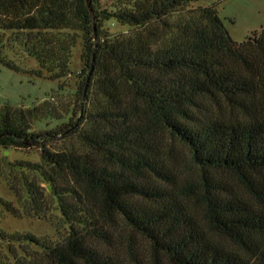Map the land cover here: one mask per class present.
I'll return each instance as SVG.
<instances>
[{
  "label": "trees",
  "instance_id": "1",
  "mask_svg": "<svg viewBox=\"0 0 264 264\" xmlns=\"http://www.w3.org/2000/svg\"><path fill=\"white\" fill-rule=\"evenodd\" d=\"M193 1L0 0L1 64L59 80L80 47L74 106H0V147L39 155L0 204L67 225L0 233V264H264V29L235 41Z\"/></svg>",
  "mask_w": 264,
  "mask_h": 264
},
{
  "label": "rangeland",
  "instance_id": "2",
  "mask_svg": "<svg viewBox=\"0 0 264 264\" xmlns=\"http://www.w3.org/2000/svg\"><path fill=\"white\" fill-rule=\"evenodd\" d=\"M108 3L109 0H101ZM191 6L213 5L222 20L229 36L235 41H241L254 31L264 29V0H195ZM110 31L127 32L125 25L110 24ZM6 51V56L14 60L18 68L12 69L0 63V106L9 103L12 106L31 107L39 105L45 100L53 102L57 107L64 108L75 105V95L70 94L76 84V73L80 68V47L76 43L70 53L69 73L59 80L48 79L33 73L36 62L33 58L24 56L18 48ZM43 120L36 121L34 130L40 128ZM14 160L38 161L37 148L29 147H0V198L18 206L12 190L4 182V178H11L14 171L8 169V162ZM8 175V176H7ZM44 191H48L46 184H42ZM59 213L51 208L44 216H13L0 204V233L4 235L14 232H30L35 235H46L56 239L64 235L67 225L59 219ZM14 245L15 244H10ZM144 246V245H143ZM145 247V246H144ZM19 252V249H16ZM5 244L0 240V254L6 252ZM142 260V259H141ZM11 260L8 259V263ZM142 264H150L143 257Z\"/></svg>",
  "mask_w": 264,
  "mask_h": 264
},
{
  "label": "water",
  "instance_id": "3",
  "mask_svg": "<svg viewBox=\"0 0 264 264\" xmlns=\"http://www.w3.org/2000/svg\"><path fill=\"white\" fill-rule=\"evenodd\" d=\"M86 5H87V7H88V9H89V11H90V13H91V10H90V6H89V3H88V0H86ZM93 40H94V47H95V44H96V37H95V35H94V37H93ZM93 56H94V53H92V56H91V62H92V60H93ZM90 69H91V67H90ZM85 82H87V77H86ZM83 92H84V90H83ZM81 102H82V99L80 100V104H81ZM46 188H47V190H50V186H49V185H46Z\"/></svg>",
  "mask_w": 264,
  "mask_h": 264
}]
</instances>
